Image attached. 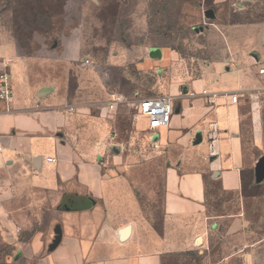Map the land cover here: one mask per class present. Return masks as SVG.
I'll list each match as a JSON object with an SVG mask.
<instances>
[{"label":"rangeland","instance_id":"obj_1","mask_svg":"<svg viewBox=\"0 0 264 264\" xmlns=\"http://www.w3.org/2000/svg\"><path fill=\"white\" fill-rule=\"evenodd\" d=\"M259 41L264 0H0V55L14 58L11 81L49 89L40 98L66 115L62 137L99 149L107 210L149 232L162 227L166 169L175 159L137 114L138 101L182 102L203 79L225 82L217 73L230 69L236 84L238 70L256 71ZM240 102L250 168L264 156V92ZM245 182L240 205L264 253V178L248 169ZM19 257L0 234V264Z\"/></svg>","mask_w":264,"mask_h":264},{"label":"crops","instance_id":"obj_2","mask_svg":"<svg viewBox=\"0 0 264 264\" xmlns=\"http://www.w3.org/2000/svg\"><path fill=\"white\" fill-rule=\"evenodd\" d=\"M255 55L264 59V43ZM228 72L217 73L221 84L198 82L194 95L174 102L170 125L155 130L175 160L166 169L162 227L150 232L107 210L99 149L64 139L66 115L40 98L47 93L14 80L11 109L0 104V234L14 242L15 264H264L240 205L245 175L259 177L264 156L247 165L241 102L230 94L260 81L241 69L234 84ZM73 203L80 209L66 208Z\"/></svg>","mask_w":264,"mask_h":264},{"label":"built area","instance_id":"obj_3","mask_svg":"<svg viewBox=\"0 0 264 264\" xmlns=\"http://www.w3.org/2000/svg\"><path fill=\"white\" fill-rule=\"evenodd\" d=\"M14 62L13 57H0V104H7V109H11V104L14 98L13 85L11 81V67ZM90 62V59L87 60ZM256 74L260 81V87L254 89H241L231 92V98L234 103L240 101L241 97L250 94L252 97L255 94L264 92V59L256 62ZM194 95L195 92H190ZM110 107H114L111 105ZM137 114L147 120V126L150 130H158L168 127L171 123L172 116L175 112L174 100L171 96L159 95L141 98L137 103ZM2 110L0 107V116ZM215 139H212L210 145V154H215ZM1 149V146H0ZM49 161H56L54 157L48 158Z\"/></svg>","mask_w":264,"mask_h":264},{"label":"water","instance_id":"obj_4","mask_svg":"<svg viewBox=\"0 0 264 264\" xmlns=\"http://www.w3.org/2000/svg\"><path fill=\"white\" fill-rule=\"evenodd\" d=\"M210 13H213V10H210ZM48 91L49 89H44L41 91V94H46L48 93ZM200 141H201V135H198L197 142H200ZM258 174H259L260 179L264 178V160L258 165ZM66 208L69 210H76V209H80V205L78 203H73V204L67 205Z\"/></svg>","mask_w":264,"mask_h":264}]
</instances>
